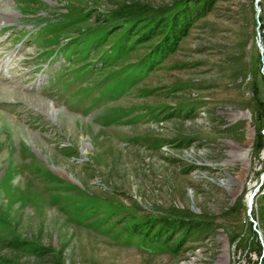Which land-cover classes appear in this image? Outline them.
<instances>
[{
	"label": "rangeland",
	"instance_id": "1",
	"mask_svg": "<svg viewBox=\"0 0 264 264\" xmlns=\"http://www.w3.org/2000/svg\"><path fill=\"white\" fill-rule=\"evenodd\" d=\"M208 1L0 0V264H262L264 0Z\"/></svg>",
	"mask_w": 264,
	"mask_h": 264
},
{
	"label": "trees",
	"instance_id": "2",
	"mask_svg": "<svg viewBox=\"0 0 264 264\" xmlns=\"http://www.w3.org/2000/svg\"><path fill=\"white\" fill-rule=\"evenodd\" d=\"M218 0H209L205 5V12L208 11H213L214 6L216 4ZM261 28L264 30V22H262L261 24ZM242 39V38H240ZM242 42L239 44V52L241 53V51L244 50V39L241 40ZM263 50H264V44H263ZM262 58H263V62H264V53L262 54ZM236 66L237 68H235V72L237 73V75H241L242 72L245 70L243 68V63L242 60H240L239 58H236ZM241 62V63H240ZM254 114L255 116H259V117H263L264 116V100H259V98L256 100L255 105H254ZM263 115V116H262ZM264 148V139L263 136L261 134H259V144H258V148L257 153L261 151V149ZM260 201L262 203H264V179H263V186H262V191L260 194ZM239 208L238 207H233L230 209L229 211V216L231 215H238L239 213ZM260 219H258V223L260 222L262 228L264 229V207L262 206V208H260ZM196 225L194 224H190L188 225V229L189 230H195L196 229ZM203 233H210V230L207 227H202V229H200ZM227 230H230V240L231 242L239 247V248H247V247H252L253 249H256L257 251H261V247L260 244L257 240L256 234L254 233V231L251 229V224H250V229H249V234L252 237L251 241H248L249 239H245V235H242L237 233L235 234L234 230H231V228H227ZM188 234V233H187ZM262 264H264V257L262 258Z\"/></svg>",
	"mask_w": 264,
	"mask_h": 264
},
{
	"label": "bare ground",
	"instance_id": "3",
	"mask_svg": "<svg viewBox=\"0 0 264 264\" xmlns=\"http://www.w3.org/2000/svg\"><path fill=\"white\" fill-rule=\"evenodd\" d=\"M19 95H21V94L9 89L8 87H6L5 85L0 83V100H13L15 97L16 98L19 97ZM35 101L38 102L37 105L40 108L46 109L48 115L51 118L62 123L68 129H71V128L76 129L78 127V124L83 126L85 123V122H83V120L79 119L78 117L70 116L65 111L57 108L51 102H47L41 98H39L38 100H35ZM0 123L6 124V126L10 129V132L14 136V138L17 136L21 137V135L23 134L22 132H20L21 130L24 131L25 133L27 132L24 128L20 127L16 122H14V120L10 119V117H7L1 113H0ZM81 129H82V127H81ZM18 185H20L19 182H18ZM255 192H256V190H253L250 193V195L248 196L249 208H252L253 200L256 196V195L254 196Z\"/></svg>",
	"mask_w": 264,
	"mask_h": 264
},
{
	"label": "water",
	"instance_id": "4",
	"mask_svg": "<svg viewBox=\"0 0 264 264\" xmlns=\"http://www.w3.org/2000/svg\"><path fill=\"white\" fill-rule=\"evenodd\" d=\"M257 1H258V0H257ZM257 191H258V190H256V192L254 193V196L257 194Z\"/></svg>",
	"mask_w": 264,
	"mask_h": 264
}]
</instances>
